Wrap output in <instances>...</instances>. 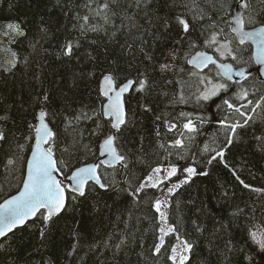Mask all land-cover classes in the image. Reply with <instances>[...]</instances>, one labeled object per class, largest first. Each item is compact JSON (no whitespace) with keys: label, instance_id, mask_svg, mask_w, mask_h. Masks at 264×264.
<instances>
[{"label":"trees","instance_id":"trees-1","mask_svg":"<svg viewBox=\"0 0 264 264\" xmlns=\"http://www.w3.org/2000/svg\"><path fill=\"white\" fill-rule=\"evenodd\" d=\"M79 2L0 0V117H4L0 119V131L7 134V140L0 141V202L17 192L22 184L27 157L34 142L37 113L41 110L46 113L48 126L57 133L55 155L58 160L69 158L63 153L65 148L74 153L73 169L101 160L100 145L104 133L90 134L96 129V123L85 120L66 130L63 114L68 103H74L78 110L101 112L105 101L100 91L101 78L108 74L114 61L126 68L130 57L126 49L109 41L103 33L89 32L82 36L78 28L73 27L77 21L72 16L75 4ZM176 3L177 0H153L149 16L140 20L145 39L157 53V62L155 65L147 61L136 62L141 71L147 72L152 87L148 92H137L134 85L125 95L129 124L123 137L117 141L123 151L129 155L135 153L131 166L134 185L146 177L151 168L169 164H178L182 168L191 164L193 154L198 153L195 156L201 162L198 170H207L209 175L194 177L167 201L166 223L176 231L164 237V247L159 254H154V245L159 243L160 217L153 205L168 182L183 179L182 173L178 172L158 188L148 189L147 195L141 193L134 202L126 192L119 191L120 187H126L123 177L115 174L112 168L102 166V176L117 181L116 191L104 193L101 190L99 196L73 201L74 194L66 189V210L50 224L46 239L41 241L39 238V221L34 224L30 220L25 228H18L4 241L6 250L0 249V264H44L46 261L49 264H173L169 257L177 239L193 245L185 264H248L246 256L256 248L249 233H257L258 237L264 234V192L252 190L264 189V101L261 102L262 108L257 109L259 115L248 111L254 120L238 130L233 146L226 151L228 167L219 159L207 165L209 154L203 148L205 144L219 147L225 139L224 129L215 123L232 111L223 105V100L229 99L237 107L247 105V100L237 98L246 91L248 99L253 101V105L241 108L247 111L264 96V82L255 77L256 66L250 44L241 45L231 31V17L239 0H195L208 11V15L215 13L218 28L208 31L223 29L217 39L221 44L230 42L237 56L235 60L220 57L215 51L219 45L207 47L202 43L205 36H199L196 47H190L174 16L182 12L189 20L192 16L186 10L174 7ZM184 3L191 6L193 0H184ZM213 3L216 5L214 9L210 7ZM249 3V9L241 10L246 19L249 16L256 18L254 25L246 26L254 28L261 25L258 17L264 12V2L249 0ZM169 17L172 19L165 32L159 28L156 18ZM10 23H19L25 35L10 32L7 28ZM6 32L9 34L5 35ZM196 35H199V27L189 39H195ZM70 40L80 44L71 58L61 51ZM170 49L177 50V58L170 71L161 72L159 63L164 61ZM198 49L210 50L218 60L247 67L251 74L241 82H228L214 66L199 71L187 63ZM203 75H208L216 83H228V92H221L206 102L198 101L197 97L205 88V82L201 83ZM125 78L135 79V71L119 73L116 85L125 82ZM145 104L151 111H144ZM217 105L221 107L217 108ZM157 116L162 120L158 121ZM165 119L177 127L167 131L163 124ZM188 119L200 129L198 134H188L183 128ZM201 120L205 122L201 124ZM98 122L110 131V123L103 116ZM157 128L160 137L156 136ZM74 129L83 135L79 136ZM181 133L185 134L184 137ZM190 135L194 136L191 140L187 138ZM177 138L184 139L186 149L171 148L173 154L168 155L159 147L161 143L167 147ZM76 140L80 145L90 146L91 152L77 146ZM178 152L185 159L181 160ZM9 160L13 163L9 164ZM65 172L70 174L69 170ZM240 180L250 188H244ZM122 239L126 242L117 250L115 245ZM94 241H107L109 247H101L93 253L89 251V245ZM73 244L78 251L68 256Z\"/></svg>","mask_w":264,"mask_h":264},{"label":"snow or ice","instance_id":"snow-or-ice-1","mask_svg":"<svg viewBox=\"0 0 264 264\" xmlns=\"http://www.w3.org/2000/svg\"><path fill=\"white\" fill-rule=\"evenodd\" d=\"M152 3L153 0H80L79 3L75 4V12L72 18L77 23L73 27L78 28L82 36H86L89 32L97 34L103 33L109 41L118 43L121 48L126 49L130 57L126 68H121L119 62L114 61L113 66L108 70V74L104 76L105 87L102 89V94L107 97L108 102L104 105L101 112H96L94 109L83 111L81 108L78 110L74 106V103H68L63 114L66 130L69 127H73V125L79 124L81 121L89 120L95 122L96 129L92 130L90 134L98 136L101 132L104 133V139L100 145V155L107 156L108 159L107 162L101 159L97 163L84 164L73 169L72 157L74 153L69 151L68 148H65L63 149V153H66L69 158L66 160H58L55 155L57 133L44 123L43 118L46 113L41 110V123L36 128L37 142L35 144V151L33 152L31 160L28 162L27 176L22 180L23 187L18 191L17 195L5 199L0 204V249H4V241L7 240L10 233L14 235L18 228H25L30 220L34 224L36 221H39V238L41 241H44L50 224L54 223L55 218L59 217L66 210V201L68 199L66 189L74 194L71 197L73 201L79 200L80 198L88 200L89 197L99 196L101 190L104 193L110 190L116 191L117 181L115 178L109 180L107 177L102 176L100 171L102 166L112 168L115 174L123 177V183L126 187H120L119 191L126 192L134 202L140 198L141 193L147 195L148 189L158 188L165 181L177 176L178 172L183 174V179L178 180L176 184L167 189V196L174 195L179 188L189 184L194 177H207L209 175L207 170H198L201 162L195 159L198 153H194L191 164H186L182 168L178 164H169L166 171L161 166L153 167L146 177L134 185L131 178V166L133 165V156H135V153L129 155V152L122 150V145L117 144L118 139L123 137L124 130L128 128L129 124L128 113L125 110L126 102L124 100V94L129 92L134 85L137 86L135 89L137 92H148L152 87L147 72L141 71L136 66L138 60L141 62L147 61L153 65L157 62L155 59L157 53L149 46L148 40L145 39L146 33L143 25L140 23V20L147 18L152 11ZM174 7L184 9L191 13V20L186 18L183 12L180 15L174 16L176 22L182 29V33L185 34V39L189 40L190 47H196V41L199 40V36H205L202 43L207 47L219 45L215 48V51L219 53L220 57H231L233 60L237 59L234 50L230 47V42L220 44L217 39L220 32H223V29L212 32L208 31V29L218 28V24L214 19L215 13L211 16L208 15V11L199 4H196L195 0H193L191 6L184 3V0H177ZM210 7L214 9L216 7L215 3L211 4ZM229 7L231 8L232 6L230 5ZM235 7L237 9L247 10L250 7L249 0H239V3L235 4ZM221 8H223V5H221ZM156 19L159 28H163L167 32L172 17ZM258 19L261 27L259 29L253 28L252 31H246V26L254 25L256 18L249 16L246 19L244 14L240 13L233 17L235 23L233 31L239 34V43L241 45L250 39L260 37L256 58L258 62H264V12L260 13ZM201 21H205L206 23L201 24ZM198 27L199 35H196L195 39H189L194 36ZM7 28L10 32L18 36L25 35L19 23H10L7 25ZM43 30L46 31V29ZM8 34V32L5 33V35ZM121 38H123L122 43ZM79 47L80 44L78 41L74 43L70 40L66 42L61 51L64 56L71 58L74 55V49H78ZM177 55L178 52L176 49H170L165 54L164 61L159 63V70L161 72L170 71L173 67L172 62L176 60ZM89 59H91L90 56ZM187 63L203 70L209 64L216 65L217 60L204 52H197L196 56L188 60ZM219 68L223 70L222 74L226 80L230 81L232 79V65L221 64ZM130 70L135 71L136 78L132 80L125 78L126 82L117 87V75ZM237 74L241 76L245 75L243 72ZM205 79L208 78L205 77ZM208 82L211 83V80L208 79ZM201 83L203 84L204 80H201ZM229 87V84L226 82L213 84L210 89L202 92L197 97V100L209 101L213 97L220 95L221 92H228ZM237 98L247 100V105H253V101L248 99V93L246 91L242 92ZM44 99L47 101L48 97L46 96ZM262 101H264V96L260 97V100L253 107L247 111H242L241 108H246L247 105L237 107L229 99L223 100V105H226L227 109L232 111L230 114L225 115L224 118L215 121L216 124L224 129L226 135L219 147H210L208 144L204 145L203 151L209 154L206 160L207 165H212L214 161L219 159L224 163L225 167H228L225 161L226 151L233 146L234 138L239 134L238 130L244 129L249 125L250 121L254 120V116L249 115L248 111L259 115L257 109L262 108ZM220 107V105H217V108ZM143 109L145 112L151 111V108L147 104L143 105ZM233 114L239 118H234ZM181 115L183 116L184 114L181 113ZM101 116L110 123V131L105 130L98 122ZM0 119H4V117H0ZM156 119L159 121L162 120V117L157 116ZM204 122V120L200 121L201 124ZM163 124L169 132L177 127L175 123H170L166 119L163 120ZM183 128L188 134H198L200 131L191 119H188L183 124ZM76 131L78 132V130ZM78 135L82 136L83 134L78 132ZM184 135V133H181V137H184ZM156 136H161L159 128L156 129ZM187 138L191 140L194 136L190 135ZM257 139L261 138L257 137ZM6 140L7 134L4 131H0V141ZM75 144L83 147L87 152H91L90 146L80 145L79 140H76ZM42 145H48V147L44 148ZM20 147L22 148L23 145H20ZM159 147L165 149L168 155H172L173 153L169 149H186L187 146L184 139L177 138L167 147L163 143L159 144ZM177 155L181 160L185 159L183 154L178 152ZM8 163L12 164L13 161L9 160ZM65 170H69L70 174H66ZM162 171L164 175L161 178L160 173ZM233 175H235L234 170ZM59 177H64V179L61 180ZM65 181L69 183L65 184ZM239 182L244 188H250L243 180ZM252 190L264 192V189ZM224 195L227 197V192ZM166 205L167 198L164 200L157 199L153 205L155 211L160 214L161 220L164 222V226L159 228L162 235L159 237V243L154 245V254H159L161 248L164 247V237L176 231L175 227L168 226L166 223L167 216L162 211V208ZM199 230L200 228L197 227V231ZM249 238L256 245V248L254 251L250 250L246 256L248 264H264V234L258 237L257 233H249ZM125 242L123 239L120 240L115 245V248L119 250ZM76 243H79V240ZM101 247L108 248L107 241H94L89 245V251L94 253ZM192 248L193 245L191 243L183 241L179 246V250L177 247L172 248V255L169 259L173 261V264H185L189 259L187 253H190ZM77 251L76 244H73L71 251L68 252V256H72ZM44 264H49V262L46 261Z\"/></svg>","mask_w":264,"mask_h":264},{"label":"water","instance_id":"water-1","mask_svg":"<svg viewBox=\"0 0 264 264\" xmlns=\"http://www.w3.org/2000/svg\"><path fill=\"white\" fill-rule=\"evenodd\" d=\"M240 13H242V10L236 8L235 11H234V13H233V15H232V17H231V30H232V32L234 33L235 37L237 38L238 42H239V34H238L237 32H235V31H233V29H234V27H235V23H234L233 17L236 16V15H238V14H240ZM260 27H261V25H259V26H257V27H254V28L259 29ZM245 30H246V31H252L253 28H245ZM259 41H260V37H255L254 39H250V40L246 41L245 43L250 44V45H251V48H252V58H253V60L255 61V64H256V66H257V70L255 71V77H256V79H257L258 81H260V82H264V62H258V61H257V58H256V53H257V51H258ZM197 52H204V53H206L207 55L212 56L213 59H215L214 55H213L211 52L207 51V50H200V51H197ZM197 52H196V53H197ZM196 53H194V54L189 58V60L193 59V58L196 56ZM215 60H216V59H215ZM221 64H231V62H229V61H217V64L215 65L216 68H217V70H218L219 73L221 74V76L224 77L223 74H222L223 70L219 68V65H221ZM189 65H190V66H193V65H191V64H189ZM209 65H211V64H209ZM209 65H208V66H209ZM231 65H232V64H231ZM193 67H194V66H193ZM195 68L201 70V69L198 68V67H195ZM203 69H205V68H203ZM232 69H233V70H232V73H231L232 79L230 80V82H232V81L241 82V81H243L244 79H246V78L251 74V70L248 69V68H246V67H235V66L232 65ZM240 72H243L245 75H244V76L238 75L237 73H240ZM224 78H225V77H224ZM225 79H226V78H225ZM129 80H130V79H129ZM228 81H229V80H228ZM125 82H126V81H125ZM125 82H122V83H125ZM122 83H120L117 87H119ZM104 87H105V84H104V77H102V79H101V81H100V89H101V92H102V89H103ZM130 91H131V90H130ZM130 91H129V92H130ZM129 92H126V93L124 94V98H125V95H127ZM104 97H105V96H104ZM107 102H108V101H107V97H105V102H104V104H103V107H104V105L107 104ZM103 107H102V109H103ZM40 113H41V111L37 113L36 123H35V126H34V129H35L34 142H33L32 148H31V150H30V152H29V155H28V157H27V162H26V169H25V176H24V178H26V176H27L28 162L31 160L32 155H33V152L35 151V144H36V142H37V141H36V128L39 127V125H40V123H41V116H40ZM43 119H44V123L47 124V122H46V120H45V117H44ZM47 125H48V124H47ZM48 127H49V126H48ZM49 128H50V127H49ZM42 147L46 148L47 146H46V145H42ZM101 157H102L103 160H105V161L107 162V159H108L107 156H101ZM94 163H97V162H94ZM82 166H83V165H82ZM68 183H69V182H68ZM22 187H23V184H22V186H21L20 189H22ZM17 194H18V193L14 194V195H11V196H7L5 199L11 198L12 196H15V195H17ZM5 199H4V200H5ZM4 200H3L0 204H2V203L4 202Z\"/></svg>","mask_w":264,"mask_h":264},{"label":"rangeland","instance_id":"rangeland-1","mask_svg":"<svg viewBox=\"0 0 264 264\" xmlns=\"http://www.w3.org/2000/svg\"><path fill=\"white\" fill-rule=\"evenodd\" d=\"M226 42H223L222 44H225ZM221 44V43H220ZM205 77H207L208 79L211 80V83L208 82V79H205ZM203 78H204V82H205V88H203V91H206L207 89H210L212 87L213 84H215L216 82H213L212 79L208 76V75H203ZM169 165H166V166H161L165 171L167 170ZM164 175V172L162 171L160 173V176L161 178L163 177ZM182 180V179H181ZM178 181H175V182H168V184L165 186V188L163 189L162 193L160 194V196L158 197V199L160 200H164L165 198H167V201H168V198L169 196H167V189L169 187H172L174 184H176ZM166 210H167V205L165 207L162 208V211H164L166 213ZM159 214V213H158ZM159 217H160V214H159ZM164 226V222L161 220V217H160V227ZM162 235V233L159 231V237ZM182 241L180 239H177L176 241V244L174 247H177L178 250H179V246L181 245ZM172 255V253H171Z\"/></svg>","mask_w":264,"mask_h":264},{"label":"bare ground","instance_id":"bare-ground-1","mask_svg":"<svg viewBox=\"0 0 264 264\" xmlns=\"http://www.w3.org/2000/svg\"><path fill=\"white\" fill-rule=\"evenodd\" d=\"M230 27H231V26H230ZM231 31H232V30H231ZM12 36H13V35H12ZM8 41H9V39H8ZM202 50H205V49H202ZM197 51H200V50L198 49ZM197 51L193 52V54L196 53ZM207 51L211 52L210 50H207ZM211 53H212V52H211ZM193 54H192V55H193ZM212 54L214 55V57H215V59H216L217 61H221V60H218V59H217V57L215 56L214 53H212ZM192 55H191V56H192ZM191 56H190V57H191ZM190 57H189V58H190ZM188 60H189V59H188ZM253 61H254V60H253ZM231 64H232V63H231ZM254 64H255V61H254ZM232 65H233V64H232ZM210 66H214V67L216 68L215 65H209V66H207V67H206L205 69H203V70H199V69H197V68H196V69L199 70V71H204V70H206L207 68H209ZM233 66H235V65H233ZM255 66H256V64H255ZM191 67H193V66H191ZM235 67H238V66H235ZM239 67H240V66H239ZM241 67H244V66H241ZM194 68H195V67H194ZM246 68H247V67H246ZM216 69H217V68H216ZM248 69H249V68H248ZM256 70H257V66H256ZM217 71H218V70H217ZM218 73H219V71H218ZM219 75L221 76L220 73H219ZM103 77H104V76H103ZM221 77H222V76H221ZM222 78L225 79L224 77H222ZM101 79H102V78H101ZM225 80H226V79H225ZM226 81H228V80H226ZM228 82H230V81H228ZM100 91H101V89H100ZM101 93H102V92H101ZM102 95H103V94H102ZM103 96H104V95H103ZM104 98H105V97H104ZM104 102H105V101H104ZM103 104H104V103H103ZM40 107H41V106H40ZM102 107H103V106H102ZM34 134H35V129H34ZM101 143H102V142H101ZM47 147H48V145H47ZM100 159H102L101 155H100ZM96 162H97V161H96ZM93 163H94V162H93ZM86 164H89V163H86ZM83 165H84V164H83ZM80 166H82V165H80ZM78 167H79V166H78ZM25 169H26V165H25ZM24 176H25V174H24ZM59 178H60V177H59ZM23 179H24V178H23ZM67 183H68V181H67ZM21 186H22V184H21ZM21 186H20V188H21ZM20 188H19V190H20ZM19 190H18V191H19ZM18 191L15 192L14 194L18 193ZM14 194H12V195H14ZM156 195H157V194H156ZM10 196H11V195H10ZM3 200H4V199H3ZM3 200H2V201H3ZM2 201H1V202H2ZM1 202H0V203H1ZM170 207H171V206H170ZM167 210H168V209H167Z\"/></svg>","mask_w":264,"mask_h":264}]
</instances>
